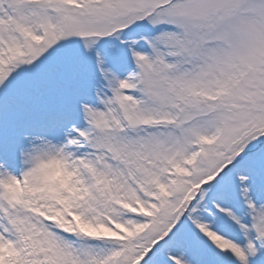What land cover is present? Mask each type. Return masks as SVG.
<instances>
[{"label": "snow or ice", "instance_id": "snow-or-ice-1", "mask_svg": "<svg viewBox=\"0 0 264 264\" xmlns=\"http://www.w3.org/2000/svg\"><path fill=\"white\" fill-rule=\"evenodd\" d=\"M0 264H264V0H0Z\"/></svg>", "mask_w": 264, "mask_h": 264}]
</instances>
